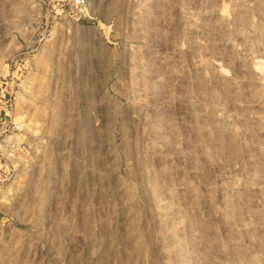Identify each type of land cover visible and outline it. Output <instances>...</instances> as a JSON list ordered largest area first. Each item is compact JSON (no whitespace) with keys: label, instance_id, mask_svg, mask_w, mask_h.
<instances>
[{"label":"rangeland","instance_id":"rangeland-1","mask_svg":"<svg viewBox=\"0 0 264 264\" xmlns=\"http://www.w3.org/2000/svg\"><path fill=\"white\" fill-rule=\"evenodd\" d=\"M0 74V264H264V0H0Z\"/></svg>","mask_w":264,"mask_h":264},{"label":"built area","instance_id":"built-area-1","mask_svg":"<svg viewBox=\"0 0 264 264\" xmlns=\"http://www.w3.org/2000/svg\"><path fill=\"white\" fill-rule=\"evenodd\" d=\"M75 12H81L88 0H65ZM8 80L0 74V170L13 167L18 160L20 144L17 142L20 134L19 124L12 117V105L9 101ZM7 97V100H6Z\"/></svg>","mask_w":264,"mask_h":264}]
</instances>
